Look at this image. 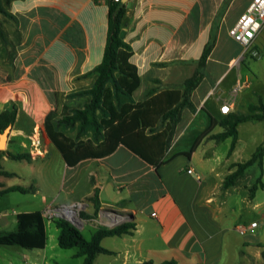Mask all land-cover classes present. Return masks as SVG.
I'll return each mask as SVG.
<instances>
[{
    "label": "crops",
    "instance_id": "1",
    "mask_svg": "<svg viewBox=\"0 0 264 264\" xmlns=\"http://www.w3.org/2000/svg\"><path fill=\"white\" fill-rule=\"evenodd\" d=\"M0 1L8 3L5 10L11 16L0 14V30L3 38L15 40L17 53L12 81L0 67V113L16 106L20 125L27 108L32 114H24L29 116H34V108L43 110L40 118L28 124L34 135L44 129L45 118L56 104L55 93L102 62L108 31L107 0ZM251 1L232 0L223 13L205 77L191 95L195 111L183 110L161 165L153 166L119 145L107 156L69 166L52 144L41 162L54 154L60 158L64 170L60 192L43 190L42 180L35 176L40 188L27 193L32 194L25 200L27 207L0 211V230L14 227L10 231H15L20 213L82 202L80 230L83 235L87 230L89 239L100 227L127 222L135 225L131 234L104 238L102 246L113 254L97 255L94 264H159L167 260L178 264H264V197H258L264 188L254 194L250 185L241 183L223 188L233 172L230 165L243 159L242 148L257 146L253 136L242 140V128L255 126L263 132L264 121L240 124L232 152L231 136L216 138L224 131L221 121L225 118L247 114L251 106L264 104V78L254 69L255 59L229 36V29ZM223 2H127L131 20L122 29L121 38L132 47L130 62L136 66L140 81L132 93L133 102L147 99L152 89L179 88L194 75V61L210 39ZM262 32L254 39L253 48ZM1 41L0 37V52H5L8 46L4 48ZM237 86L240 90L235 92ZM223 105L229 106L227 114L220 111ZM26 129L20 127L18 134L28 140L34 156L43 155L46 141L40 147V142L28 138ZM197 140L191 157L184 155ZM0 187L11 186L0 181ZM94 191L100 204L97 211L89 201ZM102 209L107 211L102 213ZM253 222L257 223L253 229L239 233L240 226ZM46 231V247L30 253L19 251L18 264H38L40 258L45 264H65L57 249L59 229L52 221L46 223ZM77 252L71 256L82 264Z\"/></svg>",
    "mask_w": 264,
    "mask_h": 264
},
{
    "label": "trees",
    "instance_id": "2",
    "mask_svg": "<svg viewBox=\"0 0 264 264\" xmlns=\"http://www.w3.org/2000/svg\"><path fill=\"white\" fill-rule=\"evenodd\" d=\"M231 2L232 0H224L216 25L211 31L210 39L205 45L201 57L194 61L196 64L194 75L185 80L179 88H165L160 91L152 89L149 91L147 99L135 103L131 96L139 86V75L136 66L130 62L133 53L132 47L121 38L122 29L128 27L131 20L129 4L122 0L118 2L107 0L108 31L103 60L93 70L77 78L92 79V84L84 91L87 101L83 107L74 109L72 114L64 115L59 120L60 123L71 126L79 123V135L91 128L92 135H88L86 138H71L53 129L51 120L58 115L59 92L55 93L56 108L50 111L45 118L46 133L52 144L63 155L65 162L69 166H75L87 158L107 156L114 152L119 145H124L151 165L156 167L161 165L176 126L181 122L183 110L195 111L191 95L205 77L207 60L217 40L216 27ZM7 4L0 1V14L11 18L5 10ZM16 54L15 51L7 77L8 81L13 79ZM77 94L80 95V93ZM17 115L16 106L1 112L0 132L7 126L14 125ZM249 121H264L263 103L251 106L248 114L232 115L225 118L221 124L226 130L218 134L216 138L221 140L231 136L230 152H232L238 139V126ZM34 136L36 137L35 134L29 135L28 138L33 140ZM199 140L184 155L191 157ZM3 157L18 161H30L31 155L29 153L14 154L7 150L0 151V175L8 174L1 171ZM256 163L263 171L264 145L258 146L245 163L235 165L236 170L226 177L223 188L235 184L243 170ZM262 187L264 188V185ZM11 192L27 194L33 191L31 188L23 186H11L0 189V196ZM255 192L256 187L252 194ZM89 201L93 203L97 211L100 204L96 191ZM53 223L59 229L58 244L60 248L78 249L76 256L83 258L82 264H94L95 258L99 254H113L102 246L101 242L104 238L131 234L135 229L132 222L123 223L113 228L100 227L91 239H86L80 229L64 219H54ZM47 241L46 219L42 211L20 213L17 216L15 231L0 230V246H17L26 250L39 251L46 247ZM142 264H154V262L146 261ZM159 264L178 263L176 260H167Z\"/></svg>",
    "mask_w": 264,
    "mask_h": 264
},
{
    "label": "rangeland",
    "instance_id": "3",
    "mask_svg": "<svg viewBox=\"0 0 264 264\" xmlns=\"http://www.w3.org/2000/svg\"><path fill=\"white\" fill-rule=\"evenodd\" d=\"M239 1L242 2L243 0H239ZM262 31L263 32L261 36L258 38V41L256 42L257 46L254 47V49L259 52V56L252 57L253 59H255L254 62H256V64H254V69L257 71V73H259L260 78H264V30L263 28H262ZM0 37L2 40L1 42L4 44V48L5 47L7 48L8 46V50H6L5 52H0V67L3 69L5 74L7 72V77H8V73H9V70L11 69L10 67L13 62V57L15 55V47H14L15 40H11L8 37L3 38L1 30H0ZM91 84H92V79L86 78L82 80L75 79L73 82L62 86V88L58 91L60 93V97H59L60 107L58 109V115L51 120V125L53 129L60 131L71 138H86L88 135H92L91 128H88L84 133L79 135V123H77L74 126H71V125L59 122L61 117H63L64 115L72 114L74 109L81 108L84 106V103L87 101V97L84 91ZM77 93H80V95ZM55 108H56V104H55L54 109ZM28 109L30 108H27L24 113L32 114V112L30 110L28 111ZM43 112L44 111L41 109L36 110V108H34V116L25 115L23 113L20 125H18V122L16 120L15 124L12 126V130H11V133L9 134V139H8V143L6 145L5 150L10 151L11 153H14V154L29 153L31 155V158H30V161L12 160L7 157H3L1 159V171L8 173V174L0 175V181L4 183V186H23L26 188H31L32 191L34 192L40 188L39 183L35 178V176H37L42 180L41 184H42L43 190L45 188V191L48 189L51 192L53 191L60 192L59 186L62 181V177L64 175V170L59 160L60 158L56 159L55 156H57V154H54L50 156L46 160L45 163L42 164L41 162L43 157L49 151V148H51L52 146V142L50 138L48 137L46 130H45V124L43 126L44 129L36 130L35 132L36 137L34 136L33 138L37 142L38 141L40 142V147H42L46 141L45 153L41 156L40 155L34 156L30 152L32 151V149L28 146V140L24 137H21L18 134L20 127L27 128L26 130H28L29 122L40 118ZM255 125H257L259 128L258 124L255 123ZM223 129L224 131L226 130L224 126H223ZM33 130L34 129H29L27 131L28 134L32 135ZM251 136L255 137V139L257 138L256 143H255V146L256 144L257 146L254 148L252 144H249V147L242 148L243 159L239 163H245L252 156L249 154V151L253 149L256 150L258 146L264 145V130L263 132L256 131L255 126H250V127L248 126V127L242 128V131H241L242 140H247ZM236 164L238 163L230 165V168L233 172L236 170V167H235ZM236 183H241L242 185L244 184L245 186L250 185V190L252 194L254 187H256V191L258 189L263 188L262 185H264L263 184L264 183V168H263V171H261L260 168L258 167V164L256 163L244 169L242 175L236 180ZM31 197H32V194H22L20 192H13V193L11 192L10 194L0 197V211L2 210L11 211L12 209L21 208L22 205L27 207L28 204L25 200ZM258 197L259 198L264 197V191H259ZM79 215L81 216V213ZM254 217L256 219H259L257 216H254ZM13 228L14 227L9 228V231L14 230ZM84 235L86 238L88 239L90 238V233L87 230L84 231ZM49 247H51V243ZM57 249L61 254L60 260L62 262H65V264H77L76 263L77 259L71 256L73 255V253L76 252V248L65 250L57 246ZM19 251H26L30 253L31 251H38V250H26V249H23L17 246H0V264H8L9 260H11V264L20 263L19 257L17 255ZM49 252H52V251L49 250ZM34 258L35 257H32V260H35ZM37 262L38 264H45L41 258L38 259Z\"/></svg>",
    "mask_w": 264,
    "mask_h": 264
},
{
    "label": "built area",
    "instance_id": "4",
    "mask_svg": "<svg viewBox=\"0 0 264 264\" xmlns=\"http://www.w3.org/2000/svg\"><path fill=\"white\" fill-rule=\"evenodd\" d=\"M116 2L120 0H114ZM264 27V0H252L246 10L239 16L235 24L229 29V36L239 43L245 51L248 52L252 57L259 56V52L253 48V42L256 36ZM240 90V86L235 88V92ZM223 114L229 112V106L223 105L220 108ZM189 173H193L190 169ZM84 204L82 202L72 203L68 205H61L57 207H48L43 211V216L47 222H52L54 219H68L72 221L79 229L83 226V220L79 215L82 213ZM71 213L74 218H68L67 214ZM67 220V221H68ZM69 222V221H68ZM257 225L256 222L251 223L249 226H240L238 228L239 233L245 234L248 230L253 229ZM37 264V263H29Z\"/></svg>",
    "mask_w": 264,
    "mask_h": 264
},
{
    "label": "water",
    "instance_id": "5",
    "mask_svg": "<svg viewBox=\"0 0 264 264\" xmlns=\"http://www.w3.org/2000/svg\"><path fill=\"white\" fill-rule=\"evenodd\" d=\"M122 1L125 3V2H128L129 0H122ZM12 126L13 125H9L2 132H0V151L5 150V148H6V145L8 143V139H9V134L11 133V130H12ZM105 211H107V209L101 210L102 213ZM68 221L72 224V221H70V220H68ZM73 226L76 227L77 229H79L74 224H73Z\"/></svg>",
    "mask_w": 264,
    "mask_h": 264
},
{
    "label": "bare ground",
    "instance_id": "6",
    "mask_svg": "<svg viewBox=\"0 0 264 264\" xmlns=\"http://www.w3.org/2000/svg\"><path fill=\"white\" fill-rule=\"evenodd\" d=\"M36 143H39V141H38V142L36 141ZM67 217L73 219V218H74V215L71 214V213H68V214H67Z\"/></svg>",
    "mask_w": 264,
    "mask_h": 264
}]
</instances>
